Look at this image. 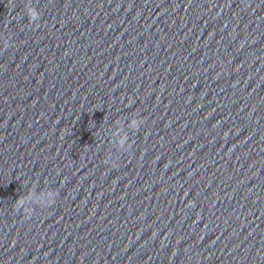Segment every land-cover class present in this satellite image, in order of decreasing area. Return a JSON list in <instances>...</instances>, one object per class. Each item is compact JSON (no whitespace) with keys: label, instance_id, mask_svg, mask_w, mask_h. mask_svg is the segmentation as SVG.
<instances>
[{"label":"water","instance_id":"water-1","mask_svg":"<svg viewBox=\"0 0 264 264\" xmlns=\"http://www.w3.org/2000/svg\"><path fill=\"white\" fill-rule=\"evenodd\" d=\"M0 264H264V0H0Z\"/></svg>","mask_w":264,"mask_h":264},{"label":"clouds","instance_id":"clouds-1","mask_svg":"<svg viewBox=\"0 0 264 264\" xmlns=\"http://www.w3.org/2000/svg\"><path fill=\"white\" fill-rule=\"evenodd\" d=\"M25 14L27 15L28 20H29L30 23H33V22H36V21L39 20V12L34 7H31V6L26 5L25 6ZM6 47H7V44H6ZM112 167H114V166H112ZM25 200H26V198L19 199L16 202V206L14 207V209H16V210L17 209L22 210L23 217L25 219H28V218H30V217L33 216V212H32L31 209H23L22 208V205L25 203ZM54 205H55V203L52 204V206H54Z\"/></svg>","mask_w":264,"mask_h":264}]
</instances>
